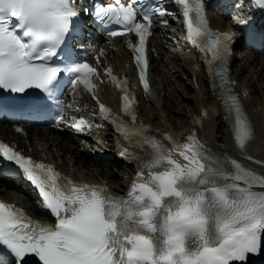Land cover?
<instances>
[{
	"label": "snow or ice",
	"instance_id": "1",
	"mask_svg": "<svg viewBox=\"0 0 264 264\" xmlns=\"http://www.w3.org/2000/svg\"><path fill=\"white\" fill-rule=\"evenodd\" d=\"M175 2L182 6L187 40L211 54L209 65L219 62L216 75L221 80L222 106L234 143L243 150L253 132L226 77L232 36L210 29L203 0ZM253 4L264 9V0H253ZM78 16L73 0H0V90L23 93L36 88L52 95L60 74L68 73L75 76L74 88L79 83L91 91L90 76L96 69L89 64L61 68L49 63ZM95 16L101 24L115 23L126 32H135L139 37L134 48L140 54L137 64H147L144 46L151 23L147 12L143 20L148 23L138 22L133 5L116 0ZM123 34L111 32L112 36ZM140 80L147 90L143 68ZM112 82L125 91L126 81L116 83L112 77ZM122 101V110L131 116L132 125L120 122L117 130L126 140L137 137L135 146L147 156L126 198L106 195L99 186L75 184L52 166L33 162L0 143V159L22 171L56 218L54 228L44 227L22 210L0 202V256L7 253L17 264H26L28 254L39 257L43 264H236L257 253L264 235V192L252 189L264 188V177L237 161H230L234 170L226 169L223 157L206 149L194 132L182 144L165 135L164 140L171 144L166 146L148 135L143 126H135L133 100L126 92ZM99 109L108 120L110 110L103 104ZM85 123L81 118L72 126L82 131ZM120 154H127L126 150ZM0 264H4L3 259Z\"/></svg>",
	"mask_w": 264,
	"mask_h": 264
},
{
	"label": "bare ground",
	"instance_id": "2",
	"mask_svg": "<svg viewBox=\"0 0 264 264\" xmlns=\"http://www.w3.org/2000/svg\"><path fill=\"white\" fill-rule=\"evenodd\" d=\"M212 14V13H210ZM240 15H236L235 21L240 19ZM157 43V39H152L151 43ZM123 54L118 50V53L112 55V61L119 59ZM251 60H261V58H252L249 54H246L241 58H234L233 65L234 77L238 81V85L241 89H248L250 97L254 98L253 103H250V99L246 101L245 107L249 119L251 120L254 128V139L246 147L243 153L235 151L232 145L230 131L228 126L231 125L229 120L225 117V110L220 103V99L215 94H211L206 89V82L204 83L203 77H197L196 85L192 80L193 75L198 73H192L190 63L186 59H171L164 64H158L156 59H152L150 70L152 72V86L156 88V100L151 105H142L140 107V116L145 122L167 127L170 126L173 129H178L186 124L189 125L190 116L192 113H199V106L197 103L201 102L207 105L210 110V116L212 118V125L207 131L204 128L200 132V143L212 153L223 157L224 166L228 170H234L230 161H237L244 169L250 170L254 174L264 177V127L261 126L260 121L257 119L258 106L264 103V92L256 84L258 82H264V67L250 62ZM182 62L185 67V71H181L179 74L176 72L172 63ZM181 67H178L180 69ZM181 70V69H180ZM182 74L189 76L188 80H182ZM248 78L245 84L242 85L245 77ZM199 80V86H197ZM177 87V88H176ZM170 89H172L170 91ZM163 91V97L161 93ZM171 95L172 99H167L168 95ZM200 97L198 98V96ZM173 98L176 100L174 103ZM179 103V105H178ZM80 104L82 102L80 101ZM161 106H160V105ZM80 106L75 103L74 110L81 112ZM166 112V114H165ZM177 119L181 120L180 124H176L172 121ZM3 130L4 127L0 128ZM0 134H4L0 131ZM10 138L16 142L20 147L31 148V152L35 155L44 154L47 157L54 159L56 162H61L62 167L77 174H85L89 176L100 175L106 179L110 187L116 190L123 184L130 180V176L133 174V165L126 164L125 161L129 160V157H123L120 159H114L108 161L102 155L106 152H115L112 138L107 129L100 128L94 131V133L87 137L85 140L73 139V137H67L64 133L48 131L45 132L40 129H29L25 135H16L9 132ZM70 138V139H68ZM103 148V149H102ZM54 149V150H53ZM94 149V151H91ZM91 151V152H90ZM103 153V154H101ZM61 159H64L65 162ZM70 163V165H68ZM109 164V171H105V165ZM115 169H117L115 171ZM122 170V173H120ZM125 170V171H124ZM241 186H243L241 182ZM19 187L18 190H8L2 182H0V197L8 198L18 201L21 204L26 205L28 196L24 194V190ZM256 192H264V188L254 187L252 189ZM28 206L31 212H37V203L33 198H29Z\"/></svg>",
	"mask_w": 264,
	"mask_h": 264
},
{
	"label": "rangeland",
	"instance_id": "3",
	"mask_svg": "<svg viewBox=\"0 0 264 264\" xmlns=\"http://www.w3.org/2000/svg\"><path fill=\"white\" fill-rule=\"evenodd\" d=\"M234 67H235V66H234ZM180 69L183 71L182 68H180ZM182 79H185V77L182 76ZM256 84L259 85L258 87H259L261 90L263 89L262 91L264 92V82H259V81L257 82V81H256ZM168 97H171V95L169 94ZM156 98H157V97H156ZM171 99H172V98H171ZM168 100H169V99H168ZM173 101H174V103L176 102L175 100H173ZM251 101H252V103L255 102L253 97H251ZM176 103H177V102H176ZM250 103H251V102H250ZM178 105H179V103H178ZM165 114H166V112H165ZM172 121H173L174 123L177 122L176 124H180V122H181V120H179V119H177L176 121H174V118H172ZM53 150H54V149H53ZM60 160H61V161L63 160V161L65 162L64 159H61V158H60ZM68 165H70V163H69ZM111 169H113V168L105 169V171H109V172H110ZM115 171H116V169H115ZM117 171H118V170H117Z\"/></svg>",
	"mask_w": 264,
	"mask_h": 264
}]
</instances>
